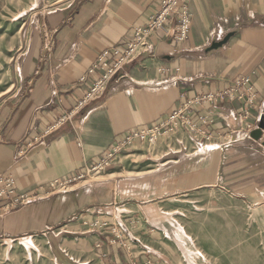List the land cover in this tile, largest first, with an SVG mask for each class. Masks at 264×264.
Instances as JSON below:
<instances>
[{"label": "crops", "instance_id": "1", "mask_svg": "<svg viewBox=\"0 0 264 264\" xmlns=\"http://www.w3.org/2000/svg\"><path fill=\"white\" fill-rule=\"evenodd\" d=\"M61 1L26 30L15 79L0 93V174L13 173L18 190L30 195L9 209L2 208L0 198V237L49 228L58 216L56 205L47 208L51 182L86 171L128 129L169 115L182 91L193 96L223 88L248 73L257 99L246 119L253 128L261 118L264 121V0H188L187 37L172 43L164 25L153 36L155 54L142 52L125 63L89 99L87 93L116 59L112 52L100 59L102 51L113 46L123 51L130 27L143 23L156 1ZM227 33L231 35L225 43L206 50L212 40ZM221 105L210 112L215 117L211 125L218 129L217 143L225 140L224 131L238 129L237 124L224 126L233 103ZM262 140L264 127L260 139L249 132L224 148L216 147L221 155L216 180L236 191H250L251 177L264 172ZM115 172L110 176L116 177ZM91 203L93 211H82L78 226L92 223L107 207ZM93 225L88 229L95 238L107 237L104 231L109 229L101 232L100 225ZM128 228L124 233L131 236ZM95 246L103 262H128L115 244Z\"/></svg>", "mask_w": 264, "mask_h": 264}, {"label": "rangeland", "instance_id": "2", "mask_svg": "<svg viewBox=\"0 0 264 264\" xmlns=\"http://www.w3.org/2000/svg\"><path fill=\"white\" fill-rule=\"evenodd\" d=\"M61 3L0 0V93L15 79L26 30ZM182 135V151L174 137L168 146L166 139L133 141L116 154V163L56 184L47 208L56 205L58 216L49 228L0 237V264H115L103 262L93 249L102 242L117 245L125 264H264V172L251 177L250 191H236L216 180V147L225 146L198 149ZM233 137L228 144L240 139ZM114 170L116 177L109 174ZM91 201L107 207L92 223L78 226V215L90 213ZM97 219L105 221L100 231L111 233L104 231L106 238L88 229L99 226ZM127 227L131 236L124 233Z\"/></svg>", "mask_w": 264, "mask_h": 264}, {"label": "built area", "instance_id": "3", "mask_svg": "<svg viewBox=\"0 0 264 264\" xmlns=\"http://www.w3.org/2000/svg\"><path fill=\"white\" fill-rule=\"evenodd\" d=\"M155 1L156 7L147 19L143 23L134 24L130 27L129 40L123 51L114 46L102 51L100 59L108 52L116 54V59L112 64L106 66L103 74L96 80L95 85L86 95L88 99L101 91L105 83L125 63L131 61L143 51L153 53L157 48V40L154 39L153 35L164 25L167 27V34L170 36L172 43L187 37L191 16L187 4L188 0ZM103 64L105 65L106 62H103ZM88 70L92 71V68ZM256 99L257 91L248 73L236 76L231 84L223 88L198 93L194 96H188L185 91H182L177 107L169 115L158 119L152 125H139L127 130L122 139L114 141L110 148L96 159L95 163L86 172L89 170L101 171L105 167L116 163V154L126 144L133 141H140L149 145L166 139L168 140V146L170 137H174L181 150L185 148L184 136L182 135L184 134L198 149L206 145L218 144L215 143L218 137V129L211 125L215 117L210 112L214 108L222 107L221 103L229 101L234 106L227 109V118H223L224 126L232 127L236 123L238 129L235 133L229 130L223 132V136L226 138L223 142H220V145L226 146L233 136L241 138L249 135L254 124L246 118L250 113L249 108L256 103ZM83 175L84 172H81L60 180L55 179L54 183H51L54 186L56 184H67ZM0 198L3 199L2 208L9 209L12 206L25 203L30 199V195L18 190L15 175L9 172L0 174ZM96 222H99V220L97 219ZM104 224V220L99 222L100 227ZM114 228L115 226H113ZM110 241H115V239L112 238ZM147 264L152 263L148 262Z\"/></svg>", "mask_w": 264, "mask_h": 264}, {"label": "water", "instance_id": "4", "mask_svg": "<svg viewBox=\"0 0 264 264\" xmlns=\"http://www.w3.org/2000/svg\"><path fill=\"white\" fill-rule=\"evenodd\" d=\"M231 35V33H227L223 38L219 40H212L211 43L208 45L206 50L214 49L220 47L223 43L226 42L228 37ZM264 127V121L263 118L260 119V122L258 123L257 127L253 128L250 131V136L253 137L254 139H260L262 135V129ZM262 144L264 145V140L261 141Z\"/></svg>", "mask_w": 264, "mask_h": 264}, {"label": "bare ground", "instance_id": "5", "mask_svg": "<svg viewBox=\"0 0 264 264\" xmlns=\"http://www.w3.org/2000/svg\"><path fill=\"white\" fill-rule=\"evenodd\" d=\"M9 88V85L7 86V88L6 89H8ZM173 155H174V153H172ZM170 160H171V158H170Z\"/></svg>", "mask_w": 264, "mask_h": 264}]
</instances>
